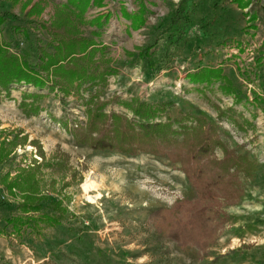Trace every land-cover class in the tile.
<instances>
[{
	"label": "rangeland",
	"instance_id": "rangeland-1",
	"mask_svg": "<svg viewBox=\"0 0 264 264\" xmlns=\"http://www.w3.org/2000/svg\"><path fill=\"white\" fill-rule=\"evenodd\" d=\"M35 1L12 5L0 0V11L18 17L2 25L0 36L10 51L26 55L30 63L37 62L38 47L46 46L49 38L36 20L50 22L54 5L66 0H47L40 15L28 16ZM245 1L249 4L241 9L231 0H186L192 24L176 45L169 43L164 30L179 0H143L148 13L138 30H132L120 13L121 7L137 10L138 0H103L101 6L88 9L86 18L109 13V20L100 29L89 24L81 27L87 37L93 36L92 30L100 32L95 39L110 52V62L104 66L116 70L102 98L114 94L119 100L173 101L167 112L171 117L185 111L204 116L229 147L256 162L253 178L243 179L239 202L222 207L228 219L207 255L201 257L194 247L178 246L148 219L155 209L194 197L177 165L150 154L128 156L75 144L67 127L85 122L81 100L72 95L62 98L48 87L40 90L16 83L11 98L0 99V128L21 130L27 142L16 147L11 160L0 164V176L7 171L14 175L17 164L26 166L33 159L42 164L37 147L30 144L36 140L44 161H53L59 150L64 151L82 177L61 189L62 174L54 166L41 169V186L51 196L65 195L63 206L68 212L59 226L38 236L29 229L20 235L12 233L6 219L17 212L20 195L12 196L0 185V199L9 203L0 209V264H264V103L256 100L264 98V70L259 72L256 65L264 54V0ZM150 44L147 52L139 54ZM217 65L232 80L240 102L223 94L217 84L200 91L201 85L185 78L188 71ZM23 92L45 95L37 115L26 116L18 107ZM212 104L224 109L226 116L219 118ZM106 109L131 116L116 102ZM216 154L222 155L220 150ZM51 178L57 181L55 193L47 189ZM43 209L51 212L50 200L43 202Z\"/></svg>",
	"mask_w": 264,
	"mask_h": 264
},
{
	"label": "trees",
	"instance_id": "trees-1",
	"mask_svg": "<svg viewBox=\"0 0 264 264\" xmlns=\"http://www.w3.org/2000/svg\"><path fill=\"white\" fill-rule=\"evenodd\" d=\"M8 1L16 5L21 0ZM45 1H35L27 15H40ZM231 2L241 9L249 4L245 0ZM102 4L103 0H66L54 5L50 22L36 20V26L44 30L49 38L46 46L38 47L35 63H30L24 54L10 51L9 45L0 36V99H10L12 85L16 83L29 84L40 90L48 87L62 98L76 96L84 106L86 120L67 127L75 144L128 156L150 154L164 157L172 165H177V170L183 173L194 190V197L175 201L170 207L155 209L149 213L148 219L155 223L158 233H163L178 246L194 247L201 257L205 256L228 219L222 207L239 202L244 194L243 179L253 178L258 170L257 164L247 154L229 147L216 126L204 116L189 111L180 112L176 117L167 114L174 106L173 101L152 102L138 97L119 100L114 94L102 98L108 78L115 75L116 70L104 66L110 62V52L107 45L95 39L100 32L92 30L93 36L87 37L81 29L86 24L100 29L109 20V13L86 18L91 6ZM120 13L130 21L132 30H138L145 24L148 8L143 0H138L137 10L128 12L121 7ZM9 19L16 20L18 17L10 11H0V30ZM191 24L186 0H179L164 30L165 37L169 43L176 45L182 41ZM151 46H146L139 54H144ZM256 65L259 72L264 70V54L257 58ZM185 78L191 84L201 85L200 91L217 84V89L223 94L231 95L236 102L241 101L232 80L220 65L201 66L188 71ZM91 88L93 90L88 91ZM43 97L42 93L23 92L17 105L26 116L37 115L42 110L39 102ZM256 100L264 103V98ZM113 102L128 110L131 116L123 111L107 110V105ZM212 106L219 118L226 116V111L220 106ZM21 134L18 129L0 128V164L11 160L18 145L26 144L27 137ZM30 144L37 147L43 163L33 159L26 166L17 164L14 175L7 171L0 176V185L12 196L20 195L17 212L6 219L12 233L20 235L29 229L38 236L45 229L59 226L68 212L63 206L65 195L58 196L54 192L58 191L55 179L51 178L47 187L55 196L41 186V169L54 166L62 174L61 189L75 181L77 176L78 180L82 176L69 164L68 153L59 150L55 160L44 161L39 143L31 140ZM218 150L222 153L220 157L216 154ZM67 176L70 181L66 180ZM46 200H50L51 212L43 209ZM8 204V201L0 199V209Z\"/></svg>",
	"mask_w": 264,
	"mask_h": 264
}]
</instances>
